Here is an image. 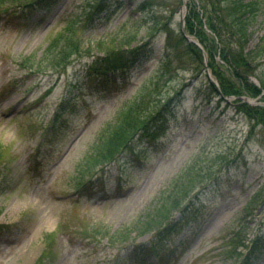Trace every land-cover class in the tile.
Masks as SVG:
<instances>
[{
	"label": "rangeland",
	"instance_id": "374dc122",
	"mask_svg": "<svg viewBox=\"0 0 264 264\" xmlns=\"http://www.w3.org/2000/svg\"><path fill=\"white\" fill-rule=\"evenodd\" d=\"M83 1L55 0L49 8L34 11L16 6L10 8L12 15L0 14V264H34L47 244L46 234L52 236L56 251L51 252L49 264H242L241 257L225 253L222 236L232 230L246 236L247 242L258 234L264 236V129L255 125L250 131L252 122L236 110V98L221 100L208 86L207 72L221 90L203 44V66L186 55L187 68L162 82L158 96L162 103L178 94L180 99L159 115L157 137L145 156L134 163L119 157L121 171L111 162L80 177V163L99 130L154 78L171 51L165 50L161 32L147 58L110 81L87 76L88 57L74 60L60 75L27 74L18 62L43 57L69 11ZM139 1L146 6L144 11L137 10ZM254 1L257 10L248 27L247 49L257 46L256 62H262L250 75L254 80L249 79L258 85L264 66V0ZM108 3L107 20L98 28L78 31L77 36L86 42L112 37L124 22L140 14L170 22L174 33L185 24L183 0ZM144 35L142 26L139 37ZM215 60L229 76L223 58L215 55ZM74 95L66 125L51 139L41 138V124L53 116L57 102ZM243 97L246 102L256 99L249 104L264 105L262 94ZM33 150L38 153L35 164L29 157ZM201 151L203 157L207 151L211 157L216 152L227 154L222 166L213 167L218 179H207L194 190L196 202L186 219L175 214L181 218L175 229L141 233L139 223L157 205L161 192ZM79 182H87L84 187L92 188V194L75 202L73 192ZM64 194H69L67 201L60 200ZM255 194L246 213L244 208ZM192 216L198 219L194 222ZM143 250L145 254L140 253ZM256 264H264V252Z\"/></svg>",
	"mask_w": 264,
	"mask_h": 264
},
{
	"label": "trees",
	"instance_id": "16d2710c",
	"mask_svg": "<svg viewBox=\"0 0 264 264\" xmlns=\"http://www.w3.org/2000/svg\"><path fill=\"white\" fill-rule=\"evenodd\" d=\"M53 2L54 0H0V13L7 12L16 6H22L23 10L47 9ZM108 5V0L83 1L75 10L69 11L63 28L51 39L43 57L38 59L27 57L23 60L24 62H18L20 68L28 71L27 74L57 73L60 75L74 60L92 57L91 62L86 66L87 76L107 80L108 76L115 71H124L137 60L145 58L149 52L147 47L148 45L150 47L155 36L161 32L165 33V46L171 49L172 55L170 52L166 53L155 71L154 78L149 83H144L140 93L120 107L114 120L107 122L99 130L94 143L80 163V177L91 174L99 165L119 157L126 160L130 157L131 159L143 158L147 148L157 137L156 129L158 130L162 119L159 115L168 111L173 101L180 99L178 94L162 103L158 97L162 91V87L160 88L163 86L162 82L173 77L179 70L187 68L184 57L186 55L192 61H197V66L206 63L202 50L183 38L181 28L179 32L174 33L169 27L170 22L159 23L155 17L144 14L133 18L130 23L124 22L121 30L106 39L99 38L86 42L81 36H77L78 31L92 30L105 22L108 16H101V13L108 10ZM144 7H146L144 3L140 1L137 3V10L144 11ZM256 10L257 2L254 0H188L184 18V31L196 36L207 50L208 66L213 69L221 90L219 91L217 86L209 81L208 86L213 92L221 95V100L224 96L237 97L234 100L235 108L252 122L250 131L255 125L264 129V105L249 104L240 98L243 94L258 97L264 90V66L260 76L258 75L260 86L249 80L256 67L262 64L261 61L256 62L257 46L247 49L251 36L248 27L255 19ZM142 26L145 27V35L139 37ZM141 38L148 40L142 44L133 45ZM94 50L101 55H94ZM215 55L223 58L229 76L226 77L224 72L216 66ZM200 69L196 73L201 74ZM74 86L78 85L74 84ZM75 96L71 98L64 96L57 102L49 122L41 124V138L51 139L66 124L69 108L73 107L72 100ZM262 97L264 100V94ZM208 152L203 157L204 152L201 151L192 163L187 164L177 174L168 188L161 192L157 205L139 223L141 233L154 229L161 231L169 227L175 229L181 223L178 222L180 216L183 219L188 217L187 210L194 203L192 200L194 190L207 179H215L217 176L213 173V167L224 164L227 160V154L224 152L213 153L212 157L208 156ZM2 158L0 150V165L3 162ZM79 183L77 186L83 184V182ZM255 196L256 194L245 206L246 213H249V205L254 203ZM176 213L180 214L178 219L175 218ZM193 218L192 216L190 220ZM261 238L257 236L248 244L246 236L241 238L240 232L232 230L225 242V253L231 252L230 255L243 257L242 264H250L257 256L262 243ZM45 240L47 244L34 264H49L51 252L56 253L53 249L52 236L46 234ZM243 248L247 249L245 253L241 250Z\"/></svg>",
	"mask_w": 264,
	"mask_h": 264
},
{
	"label": "water",
	"instance_id": "95a60500",
	"mask_svg": "<svg viewBox=\"0 0 264 264\" xmlns=\"http://www.w3.org/2000/svg\"><path fill=\"white\" fill-rule=\"evenodd\" d=\"M190 41H193L196 45H198L200 48H201V45L196 41V40H194V38L192 39V38H188ZM208 77H209V79L211 80V81H214L212 78H211V76H210V74H208ZM252 80H254L253 78H252Z\"/></svg>",
	"mask_w": 264,
	"mask_h": 264
}]
</instances>
